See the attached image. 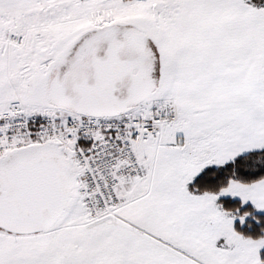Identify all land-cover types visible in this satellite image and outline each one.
Listing matches in <instances>:
<instances>
[{
  "label": "snow or ice",
  "instance_id": "6c2138e0",
  "mask_svg": "<svg viewBox=\"0 0 264 264\" xmlns=\"http://www.w3.org/2000/svg\"><path fill=\"white\" fill-rule=\"evenodd\" d=\"M0 264H264V0H0Z\"/></svg>",
  "mask_w": 264,
  "mask_h": 264
}]
</instances>
